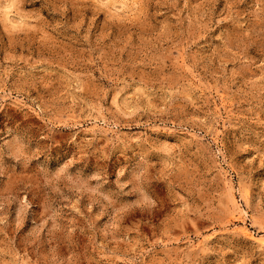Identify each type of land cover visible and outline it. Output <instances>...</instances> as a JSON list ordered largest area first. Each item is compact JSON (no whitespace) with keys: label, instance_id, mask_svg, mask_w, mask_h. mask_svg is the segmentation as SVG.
I'll return each instance as SVG.
<instances>
[{"label":"rangeland","instance_id":"374dc122","mask_svg":"<svg viewBox=\"0 0 264 264\" xmlns=\"http://www.w3.org/2000/svg\"><path fill=\"white\" fill-rule=\"evenodd\" d=\"M259 237L264 0H0V264H264Z\"/></svg>","mask_w":264,"mask_h":264},{"label":"bare ground","instance_id":"6f19581e","mask_svg":"<svg viewBox=\"0 0 264 264\" xmlns=\"http://www.w3.org/2000/svg\"><path fill=\"white\" fill-rule=\"evenodd\" d=\"M231 187H233V186H231ZM233 194H234V193H233ZM233 197H235V195H234ZM244 229H245V228H244ZM246 230H247V228H246ZM246 230H245V231H246ZM246 232H247V231H246ZM251 234H252V233H250V236H251ZM253 237H254V236H253ZM259 238L262 239L261 237H259ZM262 240L264 241V239H262Z\"/></svg>","mask_w":264,"mask_h":264}]
</instances>
